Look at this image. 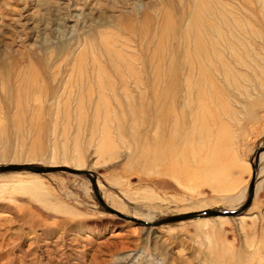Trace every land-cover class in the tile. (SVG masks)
I'll return each mask as SVG.
<instances>
[{
    "label": "rangeland",
    "instance_id": "374dc122",
    "mask_svg": "<svg viewBox=\"0 0 264 264\" xmlns=\"http://www.w3.org/2000/svg\"><path fill=\"white\" fill-rule=\"evenodd\" d=\"M262 41L264 0H0V166L91 172L129 218L85 176L1 173L0 264H264L260 158L241 216L154 226L246 203ZM213 54L211 80L188 77Z\"/></svg>",
    "mask_w": 264,
    "mask_h": 264
},
{
    "label": "water",
    "instance_id": "95a60500",
    "mask_svg": "<svg viewBox=\"0 0 264 264\" xmlns=\"http://www.w3.org/2000/svg\"><path fill=\"white\" fill-rule=\"evenodd\" d=\"M264 152V147L260 148L257 151V157H256V165L253 166V171H254V176L253 179L250 183L249 187V193H248V199L246 203L241 207L238 211H218V210H209V211H204L200 213H191V214H183V215H178V216H172L166 219H163L159 222H157L154 226H162V225H167V224H173V223H178V222H183V221H189L197 218H210V217H226V218H237L244 214L249 208L251 207L254 197H255V184H256V169H257V163L259 160V157L261 153ZM5 172H31L34 174H48V173H57V172H65L73 175H79V176H85L87 177L94 189V193L96 195V198L102 208L104 209L105 212L119 216L124 219H128L124 215L120 214L119 212L115 211L114 209L110 208L107 206L99 192V188L97 186V177L95 174L88 172V171H79L75 169H70L67 167H40V166H34V165H5V166H0V174L5 173ZM135 222L149 226L148 223H144L138 220H134Z\"/></svg>",
    "mask_w": 264,
    "mask_h": 264
},
{
    "label": "bare ground",
    "instance_id": "6f19581e",
    "mask_svg": "<svg viewBox=\"0 0 264 264\" xmlns=\"http://www.w3.org/2000/svg\"><path fill=\"white\" fill-rule=\"evenodd\" d=\"M222 15V14H221ZM218 16V15H217ZM195 19V18H194ZM218 19V18H217ZM228 19V18H227ZM234 19V18H233ZM236 19V18H235ZM221 20V19H220ZM215 21V20H214ZM228 21V20H227ZM236 21H237V19H236ZM234 22V21H233ZM231 23V22H230ZM222 24V23H221ZM191 25V24H190ZM227 25V24H226ZM222 27V26H221ZM220 27V28H221ZM216 29H218V28H216ZM223 29V28H222ZM226 29V28H225ZM234 29H236V28H234ZM246 29V28H245ZM228 30H229V28H228ZM237 30V29H236ZM247 30V29H246ZM225 31V30H224ZM233 31V30H232ZM202 33V32H201ZM217 33V32H216ZM225 33V32H224ZM241 33V32H240ZM248 33V32H247ZM259 32H257V34H258ZM221 34V33H220ZM219 34V35H220ZM230 34H231V32H230ZM232 34H234V33H232ZM250 34H251V32H250ZM253 34V33H252ZM255 34V33H254ZM253 34V35H254ZM262 34V33H261ZM211 36H212V34H210ZM215 35V34H214ZM239 35V34H238ZM242 35H244V34H242ZM263 35V34H262ZM216 36V35H215ZM222 36V35H221ZM233 36H235V35H233ZM241 36V35H240ZM247 36V35H246ZM182 37V36H181ZM216 37H218V36H216ZM231 37V36H230ZM236 37V36H235ZM245 37V36H244ZM244 37H241V38H244ZM249 37V36H248ZM247 37V38H248ZM251 37V36H250ZM253 38H254V36H252ZM251 37V38H252ZM262 37V36H261ZM260 36H259V38H261ZM221 38V37H220ZM229 38V37H228ZM198 39V38H197ZM203 39H204V37H203ZM215 39V38H214ZM218 39V38H217ZM246 39V38H245ZM256 39H257V36H256ZM211 40V39H210ZM221 40V39H220ZM229 40V39H228ZM232 40H233V38H232ZM239 40V39H238ZM247 40V39H246ZM245 40V41H246ZM259 40V39H258ZM212 41V40H211ZM217 41V40H216ZM244 41V40H243ZM255 40H253L252 42H254ZM261 41V40H260ZM190 42V41H189ZM193 42V41H192ZM207 42V41H206ZM217 42H220V41H217ZM233 42V41H232ZM256 42V41H255ZM259 42V41H258ZM262 42H264V41H262ZM216 43V42H215ZM241 43V42H240ZM190 44H191V42H190ZM221 44V43H220ZM222 44H223V42H222ZM227 44V43H226ZM242 44V43H241ZM249 45L248 46H250L251 44L250 43H248ZM199 45V44H198ZM204 45H205V43H204ZM210 46H211V44H209ZM224 45V44H223ZM236 45V44H235ZM237 45H238V43H237ZM210 46H207V47H210ZM219 46V45H218ZM230 46H231V44H230ZM240 46V45H239ZM243 46H245V43H244V45ZM224 47V46H223ZM237 47V46H236ZM251 47V46H250ZM201 48V47H200ZM222 48V47H221ZM202 49H204V48H202ZM213 49V48H212ZM218 49V48H217ZM223 49V48H222ZM221 49V50H222ZM226 49V48H225ZM228 49V48H227ZM234 49V48H233ZM241 49V48H240ZM243 49V48H242ZM248 49V48H247ZM254 49V48H253ZM201 50V49H200ZM220 50V51H221ZM232 50V48L230 49V51ZM250 50V49H249ZM217 51H219V50H217ZM223 51V50H222ZM208 52V51H207ZM224 52H226V51H224ZM232 52V54H233V52L234 51H231ZM243 52V51H242ZM237 53V52H236ZM198 54H200V53H198ZM222 54V53H221ZM225 54V53H224ZM230 54V53H229ZM223 55V54H222ZM227 55V54H226ZM234 55V54H233ZM240 55V54H239ZM244 55V54H243ZM241 56V55H240ZM245 56V55H244ZM248 56V55H247ZM198 57H199V55H198ZM201 57V56H200ZM250 57V56H249ZM255 57V56H254ZM206 58V57H205ZM217 58V55H215V54H213L211 57H209L207 60H206V64H207V62L208 63H211V64H209L208 66H204V65H206V64H204V65H199L200 63L198 62V63H196V62H194V64H193V60H189V65H187L186 66V68H184V70L186 69H189V73H188V77H192L193 76V74L195 73V72H198L199 73V79L200 80H204L205 78H210V80L212 79L211 78V76H210V68H212V67H214V68H216V66H215V59ZM236 58V57H235ZM217 59H219V58H217ZM216 59V60H217ZM226 59V58H225ZM232 59V58H231ZM240 59V58H239ZM253 59V58H252ZM255 59V58H254ZM227 60V59H226ZM246 60V59H245ZM250 60H251V57H250ZM253 62H257L256 61V59L255 60H252ZM252 61H251V63H252ZM202 62V61H201ZM204 62V61H203ZM228 62H229V60H228ZM237 62V61H236ZM240 62L242 63V61L240 60ZM236 65H237V63H235ZM240 64V63H239ZM248 64H250V63H248ZM225 65V64H224ZM223 65V66H224ZM233 64H231V66H232ZM243 65H245L244 63H243ZM253 65V64H252ZM225 66H227V65H225ZM249 66V65H248ZM255 66H257V65H255ZM240 67V66H239ZM249 67H251V66H249ZM247 68V67H246ZM253 68V67H252ZM220 69V68H219ZM251 69V68H250ZM223 70V69H222ZM230 71V70H229ZM219 72H221V71H219ZM225 72V71H224ZM227 72V71H226ZM230 72H232V71H230ZM253 72H255V71H253ZM179 73H180V71L179 70H171V73H170V79H172L173 78V76H174V78L176 77L177 78V76L179 75ZM264 73V72H263ZM196 74V73H195ZM229 76H230V73H229ZM221 77V76H220ZM224 77V76H223ZM222 78V77H221ZM230 79V78H229ZM232 79V78H231ZM233 80V79H232ZM231 80V81H232ZM209 81V80H208ZM199 83V82H198ZM209 83V82H208ZM199 85V84H198ZM214 85V84H213ZM234 86V85H233ZM200 87H201V85H200ZM205 89V88H204ZM210 89V88H209ZM199 90V89H198ZM202 90V89H201ZM217 90V89H216ZM220 90V89H219ZM208 91V90H207ZM210 91V90H209ZM217 92V91H216ZM221 92V91H220ZM219 92V93H220ZM202 94V93H201ZM214 94H216V93H214ZM204 95H205V92H204ZM219 94H217V96H218ZM222 95V93L220 94V96ZM219 96V97H220ZM186 97V96H185ZM184 97V98H185ZM218 97V98H219ZM192 98V97H191ZM166 99V98H165ZM178 99V98H177ZM207 99V98H206ZM180 100V99H179ZM195 102V101H194ZM206 102V101H205ZM212 103H213V101H211ZM208 103V102H207ZM161 104H163V101H161V103H160V105ZM174 104V103H173ZM190 105V104H189ZM184 106V105H183ZM200 106V105H199ZM206 106V105H205ZM209 106V105H208ZM163 107H164V105L161 107V115H165L164 113H163ZM185 107V106H184ZM200 108V107H199ZM198 108V109H199ZM183 109V108H182ZM201 112V111H200ZM199 114V113H198ZM179 117H180V115H179ZM166 118H167V116H166ZM172 120V119H171ZM170 120V121H171ZM171 126V125H170ZM186 134V133H185ZM186 136H187V134H186ZM164 139V138H163ZM167 143V142H166ZM159 145V144H158ZM160 146V145H159ZM183 152V151H182ZM261 160H264V153H261V155H260V157H259ZM166 161H167V159H166ZM156 162H158L157 160H156ZM155 163V162H154ZM163 164V163H162ZM80 171V170H79ZM168 171V170H167ZM171 171V170H170ZM170 171H169V173H170ZM166 173H168V172H166ZM171 173H175V172H171ZM171 173H170V175H171ZM174 175V174H173ZM255 193H256V191H255ZM148 220V219H147Z\"/></svg>",
    "mask_w": 264,
    "mask_h": 264
}]
</instances>
